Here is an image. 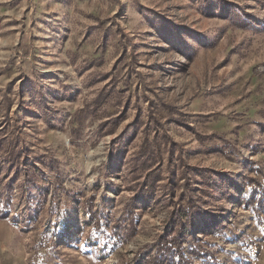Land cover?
Returning <instances> with one entry per match:
<instances>
[{
  "label": "rangeland",
  "instance_id": "rangeland-1",
  "mask_svg": "<svg viewBox=\"0 0 264 264\" xmlns=\"http://www.w3.org/2000/svg\"><path fill=\"white\" fill-rule=\"evenodd\" d=\"M0 264H264V0H0Z\"/></svg>",
  "mask_w": 264,
  "mask_h": 264
}]
</instances>
